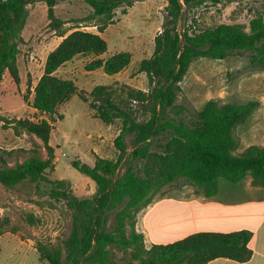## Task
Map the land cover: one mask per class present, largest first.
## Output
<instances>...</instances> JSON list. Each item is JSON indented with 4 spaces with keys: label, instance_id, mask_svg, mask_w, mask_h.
<instances>
[{
    "label": "trees",
    "instance_id": "1",
    "mask_svg": "<svg viewBox=\"0 0 264 264\" xmlns=\"http://www.w3.org/2000/svg\"><path fill=\"white\" fill-rule=\"evenodd\" d=\"M60 1L0 0V84L6 73L16 85L21 83L19 42L29 16L28 5L45 2L49 27L62 38L48 54L43 75L33 89L32 108L49 116L50 120H6L16 135L28 133L41 139L46 157L34 148L31 157L11 167L6 156L12 152L0 150V182L3 185L13 187L25 180L37 184L48 182L51 195L64 200L74 211L73 231L65 242L66 259H62L59 251L39 247L40 259L48 264H208L219 258L248 262L253 255L249 246L253 237L251 231L197 232L172 243L154 244L148 249L136 224L137 214L151 204L166 185L193 182L204 187L207 198L217 195L221 180L237 184L251 177L254 186L264 187V146H249L238 156L229 154L239 147L232 134L234 125L251 117L259 108V101L221 105L220 101L211 99L192 121L169 116V109L178 96V86L193 62L203 58L224 60L240 51L256 52L259 45H264V7L260 15L251 20L249 31L241 24H221L215 29L181 33L178 27L185 11L221 0H166V16L155 40L154 54L140 63V72L148 75L152 87L148 92L133 91L131 94L151 116L147 121H139L132 110L114 100L106 86L99 85L91 92L95 98L91 107L98 118L107 125L121 119L123 127L114 142L119 151L116 160L97 157L93 166L80 160L72 162L76 170L96 184L92 197L80 198L65 188L62 181H51L46 176L47 170L54 168L55 149L50 140L54 130L52 121L59 107L74 95L84 102L89 101L73 80L63 79L56 73L77 56L93 57L85 67L88 72L102 69L105 74L115 76L127 68L132 60L129 52L102 57L108 51V43L100 33L114 22L118 9L126 14L136 2L143 0H82L93 9L95 16L103 18L102 25L98 26L99 33L84 30L67 33L55 13ZM261 56L264 60V52ZM126 135L134 138L130 153ZM166 136L170 138L162 154L146 155L144 145ZM140 158L146 161L143 168L138 169ZM121 168L125 170L119 175ZM113 210L116 211L115 223L109 228L108 213ZM2 227L0 223V237L6 230ZM111 246L133 249L137 260L113 262L109 252ZM1 252L0 243V255Z\"/></svg>",
    "mask_w": 264,
    "mask_h": 264
},
{
    "label": "rangeland",
    "instance_id": "2",
    "mask_svg": "<svg viewBox=\"0 0 264 264\" xmlns=\"http://www.w3.org/2000/svg\"><path fill=\"white\" fill-rule=\"evenodd\" d=\"M166 6V0H143L136 2L126 14L118 9L114 22L100 33L108 43V51L103 58L121 51L132 55L129 66L119 74L109 76L102 69L88 72L85 67L92 61V56H77L56 73L63 79L73 80L79 91L86 93L89 101L84 102L74 95L59 107L52 121L54 130L50 140L55 149L54 168L47 170L46 176L51 181H62L65 188L80 198L92 197L96 192V184L76 170L72 162L80 160L93 166L97 157L116 160L119 151L114 142L123 127L121 119L107 125L98 118L97 112L91 107L95 102L91 92L99 85L106 86L114 100L132 110L139 121L150 118L151 114L144 109L143 104L132 99L131 94L133 91L148 92L152 87L148 75L140 72V63L154 54L155 40L162 31L166 16ZM263 7L264 0H221L217 4L206 2L185 11L178 28L181 33L186 30L201 32L215 29L221 24H241L249 31L251 20L260 15ZM28 11L27 23L19 42L21 83L16 85L6 73L0 84V119H4L0 121V150L12 152V155L6 156L11 167L31 157V149L34 148L42 153V157H46L41 139L28 133L16 135L6 120H50L49 116L41 115L32 108L33 89L43 75L48 54L62 41L49 27L45 2L28 5ZM55 13L64 23L63 29L67 33L74 30L99 33L98 26L103 21L82 0H62L57 4ZM263 52L264 45L261 44L256 52L240 51L224 60L203 58L193 62L178 86V96L169 109V116L189 122L211 99L220 101L221 105L257 100L260 106L256 112L234 125L232 134L239 147L229 154L238 156L249 146H263ZM169 138L166 136L148 146L144 145L146 155L162 154ZM133 140L132 135H126L129 153L133 148ZM145 161L142 158L137 161L138 169L143 168ZM124 170L121 168L119 175ZM196 195L204 197V187L180 181L166 185L154 199L166 197L189 200ZM115 214L114 210L108 213L109 228L115 223ZM0 223L6 229L0 237V264H48L40 259L39 247L59 251L62 259H66L65 242L73 231L74 211L67 207L64 200L51 195L48 182L37 184L25 180L13 187L0 182ZM109 252L111 260L116 263L137 260L133 249L111 246Z\"/></svg>",
    "mask_w": 264,
    "mask_h": 264
},
{
    "label": "crops",
    "instance_id": "3",
    "mask_svg": "<svg viewBox=\"0 0 264 264\" xmlns=\"http://www.w3.org/2000/svg\"><path fill=\"white\" fill-rule=\"evenodd\" d=\"M136 230L143 234L148 249L197 232L248 230L253 233L249 244L253 255L248 262L219 258L208 264H264V187L254 186L247 177L237 184L221 180L217 195L211 198L153 199L137 214Z\"/></svg>",
    "mask_w": 264,
    "mask_h": 264
}]
</instances>
